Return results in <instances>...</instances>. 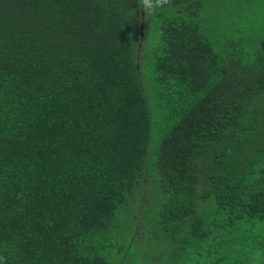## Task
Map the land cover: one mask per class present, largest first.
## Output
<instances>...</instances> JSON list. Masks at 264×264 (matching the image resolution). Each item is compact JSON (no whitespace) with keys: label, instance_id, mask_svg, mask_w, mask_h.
Instances as JSON below:
<instances>
[{"label":"trees","instance_id":"trees-1","mask_svg":"<svg viewBox=\"0 0 264 264\" xmlns=\"http://www.w3.org/2000/svg\"><path fill=\"white\" fill-rule=\"evenodd\" d=\"M0 0V264H264V0Z\"/></svg>","mask_w":264,"mask_h":264},{"label":"clouds","instance_id":"clouds-1","mask_svg":"<svg viewBox=\"0 0 264 264\" xmlns=\"http://www.w3.org/2000/svg\"><path fill=\"white\" fill-rule=\"evenodd\" d=\"M139 6L147 15H150L161 7V3L160 0H140Z\"/></svg>","mask_w":264,"mask_h":264}]
</instances>
